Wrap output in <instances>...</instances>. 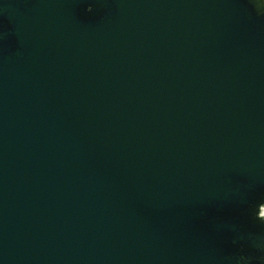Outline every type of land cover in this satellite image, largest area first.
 Returning a JSON list of instances; mask_svg holds the SVG:
<instances>
[{"label":"water","instance_id":"95a60500","mask_svg":"<svg viewBox=\"0 0 264 264\" xmlns=\"http://www.w3.org/2000/svg\"><path fill=\"white\" fill-rule=\"evenodd\" d=\"M264 0H0V264H264Z\"/></svg>","mask_w":264,"mask_h":264},{"label":"clouds","instance_id":"9594fccd","mask_svg":"<svg viewBox=\"0 0 264 264\" xmlns=\"http://www.w3.org/2000/svg\"><path fill=\"white\" fill-rule=\"evenodd\" d=\"M251 3L253 4L254 8L257 10V0H251Z\"/></svg>","mask_w":264,"mask_h":264},{"label":"built area","instance_id":"2783aa9c","mask_svg":"<svg viewBox=\"0 0 264 264\" xmlns=\"http://www.w3.org/2000/svg\"><path fill=\"white\" fill-rule=\"evenodd\" d=\"M262 215L264 216V208L262 209Z\"/></svg>","mask_w":264,"mask_h":264}]
</instances>
